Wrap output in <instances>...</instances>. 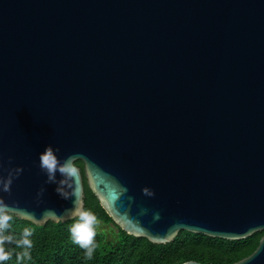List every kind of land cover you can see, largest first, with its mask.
Listing matches in <instances>:
<instances>
[{
  "label": "water",
  "instance_id": "water-1",
  "mask_svg": "<svg viewBox=\"0 0 264 264\" xmlns=\"http://www.w3.org/2000/svg\"><path fill=\"white\" fill-rule=\"evenodd\" d=\"M78 160L129 235L264 231V0H0V206L73 219Z\"/></svg>",
  "mask_w": 264,
  "mask_h": 264
},
{
  "label": "trees",
  "instance_id": "trees-1",
  "mask_svg": "<svg viewBox=\"0 0 264 264\" xmlns=\"http://www.w3.org/2000/svg\"><path fill=\"white\" fill-rule=\"evenodd\" d=\"M84 176L85 209L105 223L113 222L97 197L89 188L81 160L76 161ZM7 229L0 236L10 239L0 244L7 259L0 264H182L195 260L203 264H233L250 255L258 246L264 231L240 240L213 238L204 234L180 231L169 243L157 244L143 237L129 235L119 228V240L113 244L105 240L96 227V244L89 259L85 250L71 240L70 226L74 218L67 221H48L37 225L9 213ZM115 224V223H114ZM116 225V224H115ZM25 228L31 230L32 247L18 246ZM28 256H24V252Z\"/></svg>",
  "mask_w": 264,
  "mask_h": 264
},
{
  "label": "clouds",
  "instance_id": "clouds-1",
  "mask_svg": "<svg viewBox=\"0 0 264 264\" xmlns=\"http://www.w3.org/2000/svg\"><path fill=\"white\" fill-rule=\"evenodd\" d=\"M41 168L46 170L50 179L54 178V173L57 171L58 165L55 156L50 150H46V152L42 154ZM59 171L67 177L73 178L74 181L77 180V177L79 176V170L74 165L72 158H69L62 167H59ZM58 191L60 190L58 189ZM73 196H75L76 199L74 201L75 207L70 213L74 218V223L69 229L71 240L74 244H77L80 248L84 249L86 257L90 259L96 248L94 237L96 236L98 219L94 213L84 208L78 195V188L74 189ZM9 220L10 215L8 214L6 207L0 206V234L7 229ZM31 235V230L25 228L22 232V237L18 246H21L26 250L30 249L32 247V241L29 239ZM9 239L10 238L7 236H0V244ZM24 256H28L27 251L24 252ZM7 258V255L3 254V249L0 248V261L6 260Z\"/></svg>",
  "mask_w": 264,
  "mask_h": 264
},
{
  "label": "rangeland",
  "instance_id": "rangeland-1",
  "mask_svg": "<svg viewBox=\"0 0 264 264\" xmlns=\"http://www.w3.org/2000/svg\"><path fill=\"white\" fill-rule=\"evenodd\" d=\"M98 231L104 236L105 240L115 244L119 240V228L112 222L105 223L98 220Z\"/></svg>",
  "mask_w": 264,
  "mask_h": 264
}]
</instances>
